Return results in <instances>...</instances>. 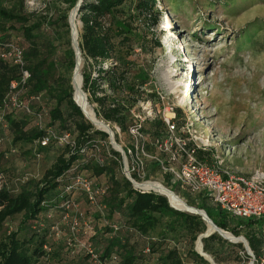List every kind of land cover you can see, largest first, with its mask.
<instances>
[{
    "label": "trees",
    "instance_id": "trees-1",
    "mask_svg": "<svg viewBox=\"0 0 264 264\" xmlns=\"http://www.w3.org/2000/svg\"><path fill=\"white\" fill-rule=\"evenodd\" d=\"M26 1H0V144L6 131L13 146H29L36 159L53 151L56 158L41 179L17 178L9 187L2 165L17 149L0 152V264H94L88 246L101 264H211L198 249L208 230L203 218L174 209L162 194L136 190L123 173L122 155L112 147L109 135L84 116L74 99L76 54L69 13L78 7L82 89L96 119L109 125L116 142L120 143L117 130L130 142L134 110L155 97L146 86L153 67L149 58L159 47L147 33L159 21L156 0H60L66 9L55 16L29 12ZM209 1L211 12L218 3L225 13L241 9H235L236 0ZM144 21L147 32L137 29L138 24L145 28ZM259 28L264 22L249 24L235 36L236 43L253 42ZM10 43L23 50V67L4 57ZM23 71L29 73L25 85ZM13 94L30 114L12 106ZM177 113V123L184 124ZM141 131L148 153L166 161L154 145L168 134L164 120H144ZM67 134L70 141L59 146L57 138ZM45 139L49 143L42 146ZM123 149L127 151L125 145ZM206 156L210 158L198 152L207 163ZM153 167L163 173L158 162ZM163 175L172 192L184 188L173 183L171 175ZM80 177L91 184L93 200L75 186ZM192 195L197 196L186 197L188 205L203 211L219 229L244 237L254 259L243 244L217 233L202 239L203 253L215 264L229 260L261 264L264 217L235 218L206 192Z\"/></svg>",
    "mask_w": 264,
    "mask_h": 264
},
{
    "label": "rangeland",
    "instance_id": "rangeland-1",
    "mask_svg": "<svg viewBox=\"0 0 264 264\" xmlns=\"http://www.w3.org/2000/svg\"><path fill=\"white\" fill-rule=\"evenodd\" d=\"M235 2V9H241L225 13L219 3L211 12L209 0H156L159 12L156 26L147 32L146 21L145 28L137 25V29L149 33L151 41L159 43L149 58L153 67L146 86L148 94L153 93L155 97L142 101L134 113L149 122L166 117H175L177 121V111H180V120L192 127L193 138L206 149L204 153L210 157L206 156L207 163L222 165L235 175L252 178L264 175V28L257 29L251 43L237 44L235 36L255 21L264 22V0L251 4L243 0ZM26 7L29 12L51 16L59 9H66L60 0H27ZM73 12L78 15L74 8L69 19ZM77 27L79 33L78 18ZM241 44H244L242 50ZM89 106L95 114L93 106ZM184 124L178 123L180 127ZM117 131L122 145L117 144L123 148L129 142ZM1 138L4 139L0 144L1 153L17 149V154L8 156L2 165L9 187L17 178L41 179L55 161L54 151L36 159L29 152V146H13L8 132L4 131ZM153 163L145 160V173L149 177L146 185H161L171 191L165 185L163 173ZM184 188L176 194L187 203L186 197L197 195ZM198 249L201 251L200 242ZM223 264L240 263L229 260Z\"/></svg>",
    "mask_w": 264,
    "mask_h": 264
},
{
    "label": "built area",
    "instance_id": "built-area-1",
    "mask_svg": "<svg viewBox=\"0 0 264 264\" xmlns=\"http://www.w3.org/2000/svg\"><path fill=\"white\" fill-rule=\"evenodd\" d=\"M0 1L9 2L10 0ZM8 50V54L4 57L13 58L17 65L23 67V50L14 43L8 45ZM28 79L29 73L23 71L22 85H25ZM17 87V83H12L13 90ZM11 104L14 108L21 107L25 112L31 113L30 108L22 107L17 94H13ZM163 120L168 134L164 139L155 141L154 145L158 152L165 155L166 161L158 155L148 153L146 137L141 131L144 122L142 117L136 116L135 123L129 129L130 142L125 145L127 151L122 148L124 153L121 154L123 173L136 190L158 193L153 188L145 187L149 184L145 180V160H151L160 164L164 174L172 176L173 183L187 187L193 194L206 192L214 199V203L230 216L239 219L264 217V175L252 178L239 176L229 169H224L222 165H210L203 162L199 159L198 152H205L206 149L199 145L196 138H193L192 127L187 124L180 127L175 117H166ZM69 141L70 135L68 134L57 138L59 146H64ZM48 143L49 140L45 139L42 146H47ZM137 175L140 182H137ZM75 186L85 189L90 199L93 200L91 184L86 179L80 177ZM70 189L71 187L67 188L68 191ZM86 250L92 255L94 264H101L90 246L86 247ZM249 256L254 259L253 253ZM262 261L264 262V256Z\"/></svg>",
    "mask_w": 264,
    "mask_h": 264
},
{
    "label": "bare ground",
    "instance_id": "bare-ground-1",
    "mask_svg": "<svg viewBox=\"0 0 264 264\" xmlns=\"http://www.w3.org/2000/svg\"><path fill=\"white\" fill-rule=\"evenodd\" d=\"M76 12H73L71 14V21L75 25L74 30H73L74 31L73 34H74V39L77 42L78 38H79V33H78V27H77V14H76ZM78 61H79L78 68H77L76 73H74V80H73V86H74V90H75V99L78 102V104L82 107L83 111L85 112L86 116L88 117V120H92L97 129L107 130L99 122V120L96 119L95 115L93 114L92 110L90 109V106L87 104L86 96L84 95V93L82 91V80L80 77L81 76L80 71H81L82 62H81L80 58ZM142 187H144V186H142ZM145 187L146 188H149V187L153 188L154 190H156V192L162 194L163 196H166L168 198V200L170 201L171 205L173 207H175L176 209H179L183 212H188L191 214L199 215L194 210L195 208H192L189 205H187V203L184 200H182L176 193L170 191L166 187L161 186V185H145ZM210 231H214V232L218 233V231L211 225L209 227V232ZM223 237L225 239L233 242V243H240V240L236 239V237L233 234L223 233Z\"/></svg>",
    "mask_w": 264,
    "mask_h": 264
},
{
    "label": "water",
    "instance_id": "water-1",
    "mask_svg": "<svg viewBox=\"0 0 264 264\" xmlns=\"http://www.w3.org/2000/svg\"><path fill=\"white\" fill-rule=\"evenodd\" d=\"M77 8V10H79V8L78 7H76ZM70 26H71V31H72V44H73V48H74V51H75V54H76V69H75V72L74 73H76V71H77V68H78V64H79V58H80V60L82 61V58H81V51H80V49H79V42L77 41H75V39H74V27H75V25H74V23H72V21H71V18H70ZM81 77V80L83 81V79H82V76H80ZM73 80H74V76H73ZM73 80H72V85H73ZM73 88H74V86H73ZM83 91V90H82ZM83 93H84V91H83ZM84 95L86 96V100H87V104L88 105H90L89 104V101H88V97H87V95L84 93ZM74 99H75V95H74ZM75 101H76V99H75ZM77 103V102H76ZM78 104V103H77ZM79 105V104H78ZM81 110H82V112H83V114H84V116L88 119V117L86 116V114H85V112L83 111V109L81 108ZM95 115V114H94ZM93 125H94V122L92 121V120H89ZM107 130H103L104 132H106L108 135H109V140H110V143H111V145H112V147L116 150V151H118V152H120L122 155H123V149L121 148V146H119L118 144H117V142L115 141V135H114V132L111 130V128L109 127V125H107V124H105L104 122H101V121H99ZM95 126V125H94ZM166 197V196H165ZM167 198V197H166ZM172 206V205H171ZM173 207V206H172ZM174 209H176L175 207H173ZM176 210H178V211H181V210H179V209H176ZM196 212H197V214H199V216H201L202 218H203V220L207 223V226L209 227V224L211 225V226H213L217 231H218V233L217 234H219L220 236H222L223 237V233H227V232H225V231H223V230H221V229H219L217 226H215L214 224H213V222L208 218V216L203 212V211H200V210H198V209H194ZM211 235V233H209V228H208V230H207V232H206V234L205 235H203L202 237H200V239H199V241L201 242V251H200V253L204 256V257H209V256H207L206 254H204L203 253V250H202V239L203 238H206V237H208V236H210ZM224 238V237H223ZM225 239V238H224ZM236 239H239L240 240V243L241 244H243L244 245V247H245V249H246V251H247V253L249 254V255H252V252H251V250H250V248H249V245H248V242L246 241V239L245 238H242V237H238V238H236ZM198 241V242H199ZM210 259H211V257H209ZM211 264H215L214 263V261L211 259V262H210ZM251 264H255L254 262H251Z\"/></svg>",
    "mask_w": 264,
    "mask_h": 264
}]
</instances>
